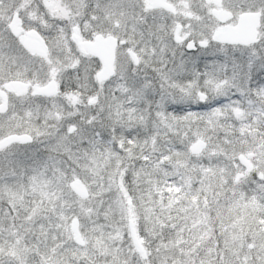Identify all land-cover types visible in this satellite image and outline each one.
I'll list each match as a JSON object with an SVG mask.
<instances>
[{"label": "snow or ice", "instance_id": "6c2138e0", "mask_svg": "<svg viewBox=\"0 0 264 264\" xmlns=\"http://www.w3.org/2000/svg\"><path fill=\"white\" fill-rule=\"evenodd\" d=\"M0 264H264V0H0Z\"/></svg>", "mask_w": 264, "mask_h": 264}]
</instances>
